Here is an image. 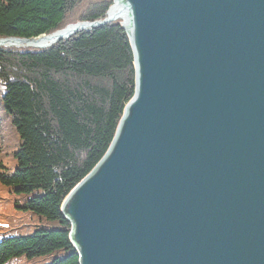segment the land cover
Listing matches in <instances>:
<instances>
[{"label": "water", "instance_id": "95a60500", "mask_svg": "<svg viewBox=\"0 0 264 264\" xmlns=\"http://www.w3.org/2000/svg\"><path fill=\"white\" fill-rule=\"evenodd\" d=\"M113 1L134 95L61 207L79 264H264V0Z\"/></svg>", "mask_w": 264, "mask_h": 264}, {"label": "trees", "instance_id": "16d2710c", "mask_svg": "<svg viewBox=\"0 0 264 264\" xmlns=\"http://www.w3.org/2000/svg\"><path fill=\"white\" fill-rule=\"evenodd\" d=\"M112 5L0 0V39L100 22ZM134 78L119 20L44 50L0 48V208L13 211L0 215V264H79L61 207L106 154Z\"/></svg>", "mask_w": 264, "mask_h": 264}, {"label": "bare ground", "instance_id": "6f19581e", "mask_svg": "<svg viewBox=\"0 0 264 264\" xmlns=\"http://www.w3.org/2000/svg\"><path fill=\"white\" fill-rule=\"evenodd\" d=\"M117 3L113 1V5L108 13V16H106V19H113L117 20ZM121 24V23H120ZM81 27V26H80ZM80 27L75 28L80 29ZM73 27L65 28L61 31H57L51 35L48 36H41L34 40H29L26 42H19V41H0V48H15V49H42L45 47H48L56 42L58 38H64L68 36L73 30L75 29Z\"/></svg>", "mask_w": 264, "mask_h": 264}, {"label": "rangeland", "instance_id": "374dc122", "mask_svg": "<svg viewBox=\"0 0 264 264\" xmlns=\"http://www.w3.org/2000/svg\"><path fill=\"white\" fill-rule=\"evenodd\" d=\"M110 11V10H109ZM109 13V12H108ZM108 13H107V16H108ZM106 19V18H105ZM81 24H84V23H76V24H74V25H69L68 27H71V26H76V25H81ZM67 28V27H66ZM77 35V34H76ZM41 37V36H40ZM37 38H39V37H37ZM37 38H35V39H37ZM8 39H12V38H8ZM0 40H4V39H0ZM22 40V39H21ZM30 40H34V39H30ZM54 44H56V43H54ZM54 44H52V45H54ZM52 45H50V46H48V47H45V48H42V49H33V50H44V49H46V48H49V47H51ZM5 214H10V210L9 209H7V208H4V207H2V208H0V215H5ZM7 216H13V211L11 210V214L10 215H7ZM27 233H29V230L28 229H25V230H23L22 232H20V233H15V235L16 234H21V235H25V234H27Z\"/></svg>", "mask_w": 264, "mask_h": 264}]
</instances>
